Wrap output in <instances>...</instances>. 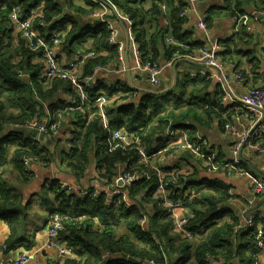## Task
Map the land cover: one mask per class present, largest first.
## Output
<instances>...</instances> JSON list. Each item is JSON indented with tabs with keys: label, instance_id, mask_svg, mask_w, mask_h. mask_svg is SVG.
Returning a JSON list of instances; mask_svg holds the SVG:
<instances>
[{
	"label": "trees",
	"instance_id": "16d2710c",
	"mask_svg": "<svg viewBox=\"0 0 264 264\" xmlns=\"http://www.w3.org/2000/svg\"><path fill=\"white\" fill-rule=\"evenodd\" d=\"M102 1L118 15L125 13L129 16V31L132 40L138 44V52L143 59L155 61L163 59L167 63L174 58L176 51L182 55H193L204 45L203 40L194 38L191 29L188 28L187 15L180 17V12L185 7L182 0H162L166 4L165 14H162L154 0ZM225 2V7L231 15L245 14L248 9H264V0ZM85 3L86 7L81 8L74 6L71 0L0 1V4L6 6V10L0 16V131L6 126L23 125L34 116L37 109L43 110V102L47 104L52 114H56L61 108L71 107L69 99L57 97L58 91L63 87L69 92L72 91L69 84L54 79L48 86L43 77L44 64L41 54L28 50L22 40L15 46L12 39L8 38V14L16 6L20 7L21 12L28 8L41 7L45 12L46 25L41 27L34 22V27L49 36L53 34L50 29L60 30L55 31L62 37L61 47L58 49L69 59L77 52L76 50L106 51L104 56L90 57L86 66H83V74L89 75L94 62H113L117 52L115 47L106 43L109 33L107 25L98 24L99 22L86 17L95 11L97 4L92 0H85ZM256 17L260 19L261 16ZM245 26V24L241 26L234 38L221 41L222 51L217 57L221 54L224 61L240 56L248 58L249 49L238 52L236 48L238 43L246 44L245 46L250 43ZM168 39L171 41L168 42ZM18 72L28 74L29 78L19 76ZM203 77L195 79L186 77L181 80L177 78L176 86L162 95L137 92L132 99L133 102L117 105L108 110L110 120L116 127L127 132L138 131L146 151L151 153L158 138L157 134L164 129L166 118H171L176 126L184 125L185 120L189 119L193 127L196 123L206 126L205 124L215 116L220 118L222 113L220 85L216 84L214 91H210L211 80H205ZM100 89L108 95L119 91H132L127 83L123 84L120 81L110 87L101 84L89 90V104L94 103ZM95 112L97 109L92 108H86V114L74 112L76 119L71 122L73 136L68 135L66 139V141L73 139L72 146L67 149L68 153L66 149L61 151V159L72 167V172L79 178L84 175L91 163L89 158L93 155L96 173L110 181L117 173L118 162L131 157L129 151L134 155L136 162L137 152L135 147L123 148L119 143L112 142L109 134L99 126L97 119L85 126V117ZM220 120L222 123L225 122L223 119ZM61 122L65 124L64 119ZM93 136L96 137L95 142L92 141ZM12 137L19 140L18 148L14 150L10 160L16 167L22 165L21 157L24 155H31V162L45 167L54 159L49 149L40 148L39 142L34 138L10 132L0 138V163L6 153L4 142ZM57 141L61 142L62 139ZM148 184L152 186L154 181L140 180L128 184L131 197L141 193ZM184 184L185 189L192 186L196 190L193 199L187 197L182 199L193 213L185 227L194 234H201L195 236L197 240L181 238L172 231L167 211L155 200L148 199L152 201L153 208L152 212L148 213V228L145 231L139 225L138 207L117 205L107 201L104 195L99 198L68 197L59 191V182L53 180L50 190L58 206L54 211L68 216L61 231V238L73 248L74 254L72 258H66L62 264H141L140 260L132 258H103L104 253L109 256L129 254L140 259H155L158 262L165 259L168 264H210L209 257L214 260L221 258L231 264H254L256 253L260 252L254 239L255 224L235 232L233 223L223 221L224 217L229 215V209L225 206L229 195L228 185L218 179H202L199 183L186 180ZM151 190L150 187L145 192L146 196ZM179 192L180 196H183V189ZM3 193L6 194L5 191ZM138 205L139 208H143L141 202ZM231 219L234 220V216ZM154 235L159 244L154 241ZM160 247L165 256L161 253Z\"/></svg>",
	"mask_w": 264,
	"mask_h": 264
},
{
	"label": "built area",
	"instance_id": "2783aa9c",
	"mask_svg": "<svg viewBox=\"0 0 264 264\" xmlns=\"http://www.w3.org/2000/svg\"><path fill=\"white\" fill-rule=\"evenodd\" d=\"M154 1L160 7L162 14H165V2L162 0ZM182 1L185 3V7L180 12V17L186 16L189 12H197L198 5L204 0ZM109 9L110 6H105L104 3H99L97 4L95 11L90 13V17L92 21L107 25L110 33L108 37V46L115 45L113 47L116 48L117 56L113 62H94L90 67L94 74L93 76L83 74L76 65L80 64L81 66H86L88 58L99 57L104 54V51L97 52L95 50H86V53H83L76 50L77 52L73 61H70L69 58L64 60L58 49L61 47L62 37L56 35L49 36L48 34L39 32L34 28V21H36L38 25H46L44 10L28 8L23 12H18L17 8H13L10 11L7 17L8 21L18 24L21 30L19 32L16 28L9 29L17 35V38L20 41L22 40L24 42V46L28 50L34 52L38 51L41 54V59L43 60L44 69L48 78H59L65 80L69 84L72 91H70L68 99L71 104L76 105V108H61L56 114H52L51 110H48L46 107L44 110L37 109L34 116L21 125L22 127L27 126L31 129H37L43 134L50 135L52 140H56L59 135L65 134L63 130L65 124H62L61 122L63 119H76L74 112L86 114L85 109L92 108L98 110L100 117L94 118L93 116H86L85 126L93 122L94 119H97L99 126L109 134L111 140L121 141L126 145L134 142L139 148L147 150L138 131L127 132L122 128L116 127L112 124V121L108 119V110L110 108L133 102L129 93L118 92L120 101H117L115 96L108 95L103 89H100L97 92L98 96L94 99V103L92 105L89 104V90L97 88L94 84V79L97 74L112 72L122 74V76L125 77L127 72V67L123 66L126 57V53L123 50V43L116 40V35L123 34L125 36V34L119 21L109 20V15L111 14ZM5 10L6 6L0 4V16ZM261 12V9L255 10L254 14H260ZM124 18H128V15L125 14ZM232 19L236 31L245 24V33L247 36H250L251 26L248 25L247 13L241 15L233 14ZM208 21L209 14L207 11L201 12L196 19L195 29L197 30L200 39L204 42L203 47L199 49L197 53H194L193 55H182L179 51H176L174 58L163 65H161L158 60L143 59L141 57L137 49L138 44L132 40L129 31L130 23L122 22L123 26L126 28L129 39L134 42L132 51L135 55V63L129 70L130 74L136 76V81L140 83L141 79H146L151 84H159L162 86L163 73L166 69L170 70L175 60L179 58H187L199 62L203 61L205 63V70L202 73H194L190 71L189 78L195 79L200 77L201 74L209 72L210 75L204 76L203 78L205 80L215 79L218 82L223 93L220 101L222 111L224 112L223 117H225L223 129L234 137V141L230 148L231 157L225 159L220 156L218 151L212 147L209 140L203 136L197 128L191 129L185 127V125L192 126L193 123L191 120H185L184 125L176 126L171 118H166L164 129L161 134L158 135V138H161L163 143L161 146L156 149L154 148L150 152L153 155L165 154L166 158L178 152L189 153L195 158L196 164H194V166H197L207 174L223 172L227 177H242L248 179L253 194L260 200L259 202L261 204L259 205L264 214V178H256L255 174L248 167H244L239 159V152L241 150L242 152H251L255 155H261L264 153V74L258 84L249 87L240 96L232 95L231 92L228 91L227 83L225 82L223 70L224 65L221 60L217 59V55L222 51V44L219 41L211 40ZM164 22L166 23L165 20ZM168 42L170 41L168 40ZM244 46L245 44L241 45V47ZM18 75L29 78V75L26 73L18 72ZM244 78L243 74H236V79L243 82V84L246 83ZM120 82L127 83L126 77L124 80H120ZM52 83L53 82H48L46 84L50 86ZM225 98L235 106H238V108L244 109L247 112V117H250V120L246 126L238 128L229 120L228 116H226L227 106L224 102ZM71 126L73 127V125ZM140 130H142V128ZM72 131L71 128L70 136H73ZM72 140L49 145L52 147L46 146L40 141L38 142L40 148H48L50 154L54 156V153H52L53 147L55 148L58 146L60 151L66 148V153H68L67 149L71 148ZM92 141H96L95 136L92 137ZM128 153L131 157H127L126 161L123 160L118 162L117 173L110 181H108L105 176L96 173L95 179L91 184L80 185L63 181L61 186H59V191L65 196H72L75 198H99L101 195H104L107 201L117 205H123L128 208L138 207L140 212L139 225L144 230L148 228V213L149 211L152 212L153 208L152 201H149L148 199L155 200L167 211L172 224V231L176 232L178 236L181 238L195 239L196 235H201L199 233L194 234L185 227L193 217V213L191 212L190 207L184 204L182 197H187L191 200L196 196V190L191 188L185 189L184 187V181L186 178H183V176L189 174L191 170L190 166L176 167V165H171L169 168H165L161 166L160 162L154 166L151 162H148V160H139L135 163L132 152L129 151ZM141 155L142 152L137 153V157H140ZM21 160L23 172L31 175V155H24L21 157ZM50 162L47 164H51ZM61 165L66 171L72 172V167L66 162H62ZM140 180L144 182L154 181V184L152 185L153 187L151 184H148L146 186L147 188H143L141 193L132 198L129 185ZM150 187L152 190L146 196L145 192H147ZM181 189H183V196H180L179 191ZM231 189V187L228 189V202L245 200L243 194L235 193ZM171 196L178 197V200H171ZM139 202L142 203L143 208H139ZM249 204L240 208V214L234 226V231L236 232L255 224L256 230L254 239L256 247L264 251V219L256 221L255 215L250 210L251 207ZM67 219V215L54 211L47 222L44 239V246H56L58 249V255L63 259L73 257L74 255L73 248L61 238V231L64 229V223ZM153 239L159 244L156 236ZM160 250L163 256H165L161 247ZM102 257L132 258L137 261L140 260L141 264H168L165 259L163 262H158L155 259H140L132 257L129 254L109 256V254L104 253ZM29 259L30 254L26 250H19L15 257L8 263L1 261L0 258V264H26ZM208 259L210 264H231L229 261H224L221 258L214 260L209 257ZM254 264H263L261 256L258 253H256Z\"/></svg>",
	"mask_w": 264,
	"mask_h": 264
},
{
	"label": "crops",
	"instance_id": "0c3cea01",
	"mask_svg": "<svg viewBox=\"0 0 264 264\" xmlns=\"http://www.w3.org/2000/svg\"><path fill=\"white\" fill-rule=\"evenodd\" d=\"M72 4L77 7H86L85 0H80L78 3L75 0H71ZM225 0H204L198 5L197 12H189L187 14V26L191 29L194 38L200 39V36L195 29V22L198 15L201 12L207 11L209 14V31L211 40L216 41H226L234 38L236 34V29L234 22L229 10L225 7ZM253 9L247 10L248 15V25L251 26L250 42L247 46L241 47L240 43L237 44L238 52H242L248 49L250 52L246 56L234 57L232 60H223L220 56L219 60H223V70L225 82L227 83L228 91L232 95L240 96L249 87L254 86L260 82L264 74V16L260 19L254 14ZM88 19H91L90 13L86 15ZM91 21V20H90ZM89 21V22H90ZM123 22V21H122ZM124 23V22H123ZM7 29V28H6ZM51 32L60 31L57 29H50ZM8 38L12 39L13 45L18 46L20 40L17 35L13 33L10 29H7ZM57 34V33H56ZM247 42V41H246ZM131 41L129 44L131 45ZM246 45V44H245ZM242 49V50H241ZM106 54L104 51L103 56ZM61 57L67 60L69 57L66 54L61 53ZM132 59L129 58L128 63L131 64ZM161 65L166 64L162 59L159 60ZM187 63H179L178 69V79L186 78L187 72L202 73L205 68L203 66H186ZM241 73L244 75L245 84L236 79V74ZM209 72L201 74V76H209ZM169 77L172 81V71L171 68L166 69L163 73L162 84L169 86ZM97 78L103 81L104 85L110 87L114 85L117 81L124 80L125 77L122 74H106L99 73ZM131 79L136 87H143V83H138L136 81V76L131 74ZM128 83V82H127ZM217 81L213 80L211 83L210 91H214L217 87ZM145 86V85H144ZM69 90H65L64 87L61 88L57 97H62L67 100L69 97ZM221 94L222 91H221ZM226 116L232 121L238 128L246 126L250 117H247V112L244 109L238 108L233 103H231L227 98H225ZM43 110L49 107L45 102L42 104ZM96 113V112H95ZM224 112L222 111L220 118L217 116L206 126L195 124L194 129L197 130L205 136L212 147H214L221 157L229 159L231 157L230 148L234 141V137L224 131L223 124L220 119L225 120ZM204 122H207L203 119ZM73 121L64 119L65 125H71ZM64 125V126H65ZM7 127V126H6ZM190 127V128H191ZM5 128V127H4ZM161 134V133H160ZM160 134H157L160 135ZM42 136L50 139L51 142L46 145L49 146L54 143H61L66 141L67 136L65 134L59 135L57 139H62L61 142L52 140L47 134H41ZM156 135V134H155ZM159 137V136H158ZM19 140L17 138H9L4 143L6 146V153L3 155V161L0 163V258L1 261L8 263L16 255L19 250H26L30 254V259L26 264H52V263H64L65 259L58 255V249L56 246L45 247V230L47 222L51 214L58 208L57 201L54 199V195L50 190V185L53 180H56L61 184L63 181H67L73 184L88 185L93 182L96 176V164L95 160L90 163L84 173V175L79 178L74 175L73 172L66 171L61 163V151L56 146L53 147L52 153H54V159H51V164L47 167L42 166L39 163L31 162L30 169L31 175L25 174L22 169V165L16 167L10 160L13 156V152L18 148ZM163 141L160 139L155 140L154 148L161 146ZM52 147V146H49ZM242 162L246 167L249 168L247 164L252 166L253 169L258 173L255 174L256 178L264 177V153L261 155H255L251 152H242ZM93 157V155H91ZM90 156V157H91ZM157 163L159 160H155ZM162 167L169 168L171 165H176V167H189L191 168L189 176L185 181H192L199 183L202 179H218L232 188L231 190L235 193H240L245 196L244 200H238L233 202L226 201V207L229 209V215H226L223 221L233 223L235 225L237 218L239 217V210L243 206H246L250 202V210L254 213L256 221H261L264 219L263 210L261 209V204L259 199L253 194L251 187L249 185L248 179L242 177H227L223 172L217 174H207L200 170L196 164L194 157L189 153L178 152L174 155L167 157L164 161H160ZM250 169V168H249ZM184 181V183H185ZM61 186V185H60ZM185 186V184H184ZM193 189L194 187H187V189ZM5 191V195L3 193ZM247 199V200H246ZM234 216V220L231 219ZM7 245L8 250H3L2 246ZM72 258V257H70ZM262 263L264 264V255L261 257Z\"/></svg>",
	"mask_w": 264,
	"mask_h": 264
},
{
	"label": "bare ground",
	"instance_id": "6f19581e",
	"mask_svg": "<svg viewBox=\"0 0 264 264\" xmlns=\"http://www.w3.org/2000/svg\"><path fill=\"white\" fill-rule=\"evenodd\" d=\"M0 1H4V0H0ZM94 3H96V4H99V3H104V5L105 6H108L107 5V3L106 2H104V1H102V0H92ZM15 8H17V10H18V12H21V9H20V7L19 6H16ZM38 9H42L41 7H37ZM262 10V12L260 13V14H255V16H258V17H260V16H264V9H261ZM109 11H111V14L109 15V20L110 21H119V22H124V23H130V21H129V16H128V18H124V15H125V13H123V14H121V15H118L117 13H116V11H114L111 7H110V9H109ZM34 22H36V21H34ZM33 22V23H34ZM38 24V23H37ZM98 24H100V23H98ZM38 26H41V27H44V26H42V25H38ZM9 28H16L19 32H20V26L18 25V24H16V23H13V22H9ZM35 28V27H34ZM37 31H38V29L37 28H35ZM53 35H56V36H59V34H56V33H53L52 34V36ZM109 35H110V33H108V36H107V38H106V43H107V45H108V37H109ZM116 40L118 41V42H121V43H123V50H124V52L126 53V57H125V62H124V67H127V66H129V68L130 67H132L133 65H134V58H135V55H134V53H133V51H132V46H133V44H134V42L133 41H131L129 38H126L123 34H118V35H116ZM169 41H171L170 39H168ZM132 42L131 43V45L129 44V42ZM112 46H115V45H112ZM137 49H138V47H137ZM83 53H86V52H83ZM76 54V53H75ZM75 54L69 59L70 61H73L74 60V56H75ZM140 54V53H139ZM129 58L130 59H132V62H131V64L129 65V63H128V60H129ZM89 59V58H88ZM217 59H218V57H217ZM192 61H194V62H197V63H199V65H195V64H190V65H194V66H205V63H203V61H201V62H199V61H196V60H192ZM77 66V68H79L81 71H82V69H83V66H81L80 64H77L76 65ZM83 72V71H82ZM106 74H112V72H106ZM203 74H205V73H203ZM94 74H93V72H92V70H91V73L89 74V75H87V76H93ZM43 77L45 78V80H46V82H51V81H53L54 79H50V78H48V76H47V73H46V71H45V69H44V74H43ZM96 77H97V75H96ZM95 77V79H94V84L98 87V86H100L101 84H104L103 83V81H101V80H99V79H97ZM56 79H59V78H56ZM60 80H62V79H60ZM169 82L172 84V81H173V73H172V81H171V77H169ZM63 81H65V80H63ZM66 82V81H65ZM140 82L141 83H143V85H145L146 87H148L149 89H156V90H159L160 89V87H161V85H159V84H151L148 80H146V79H141L140 80ZM177 83V82H176ZM123 84H124V82H123ZM128 86L132 89V91H128L127 93H129L130 95H131V98L133 99L135 96H136V94H137V92H140V91H138L137 89H135V88H132L129 84H128ZM176 86V85H175ZM174 86V87H175ZM120 92V91H119ZM113 96H115L116 97V100L117 101H120V97L118 96V92L116 93V94H113ZM71 104V103H70ZM70 108H76V105H74V104H71V107ZM85 111H86V109H85ZM88 116H93V117H96V118H99L100 117V113L98 112V110H97V112L96 113H92V114H89ZM108 119L110 120V117H108ZM111 121V120H110ZM185 127H187V128H190L191 126H189V125H185ZM24 128H29V127H27V126H25ZM29 129H31V128H29ZM31 130H36L40 135L41 134H43V133H41V132H39L37 129H31ZM46 138V137H45ZM43 142V141H42ZM112 142H114L115 144H117V143H119L120 145H121V147H123V148H128V147H135V149H136V152L138 153V152H142V155L140 156V157H136V162L135 163H137L139 160H148V162H151V164H153L154 166L155 165H157L158 163L155 161V160H159V162L160 161H164L165 159H166V155L165 154H159V155H153V154H151V153H148L146 150H143L142 148H139L134 142L133 143H131V144H129V145H126L125 143H123V142H121V141H113L112 140ZM44 143V142H43ZM195 159V158H194ZM90 161V160H89ZM92 163V162H91ZM189 176V174H187V175H185V176H183V178H186V177H188ZM63 182H61V184H62ZM60 184V185H61ZM170 199L171 200H174V201H177L178 200V197H176V196H171L170 197ZM247 200V199H246ZM245 201V200H244ZM239 213H240V211H239ZM247 228V227H246ZM243 229H245V228H243ZM197 237V236H196ZM196 237H195V239H196ZM2 249L4 250H8V248H7V245H4V246H2ZM260 250V252H259V255L262 257V255H264V251L263 250H261V249H259Z\"/></svg>",
	"mask_w": 264,
	"mask_h": 264
},
{
	"label": "water",
	"instance_id": "95a60500",
	"mask_svg": "<svg viewBox=\"0 0 264 264\" xmlns=\"http://www.w3.org/2000/svg\"><path fill=\"white\" fill-rule=\"evenodd\" d=\"M122 28H123V31H124V34H125V37L126 38H129L128 36V33L126 31V28L125 26H123V23L120 22ZM179 63H187V64H195V65H199V63L197 62H194L192 61L191 59H187V58H179L177 60H175V62L172 64V67H171V71L173 73V81H172V84H170L169 86H165V85H162L160 87L159 90H156V89H149L148 87L146 86H143V87H136L133 82H132V79H131V74H130V68L129 66H127V72L125 74V77L127 79V82L128 84L132 87V88H135L137 89L138 91L140 92H143V93H149V94H153V95H162L168 91H171L174 86L176 85V82H177V76H178V69H177V66ZM10 132H17V133H22L26 136H30L32 138H34L35 140L37 141H40V142H44L46 145H48L51 140L50 139H47L45 138L44 136L40 135L36 130H31L29 128H24L22 126H7L6 128H4L2 131H0V138L7 135L8 133ZM160 140L162 141V139L160 138ZM242 150L239 152V159L241 160V162H244L243 158H242ZM90 162H94V157H90L89 158ZM250 168V170L258 175V173L255 171V169L252 168V166H250L249 164H247ZM261 178H264L261 176Z\"/></svg>",
	"mask_w": 264,
	"mask_h": 264
},
{
	"label": "rangeland",
	"instance_id": "374dc122",
	"mask_svg": "<svg viewBox=\"0 0 264 264\" xmlns=\"http://www.w3.org/2000/svg\"><path fill=\"white\" fill-rule=\"evenodd\" d=\"M75 1H77L78 3H81V1L80 0H75ZM204 63V62H203ZM186 66H189V64H186ZM204 68H205V66H204ZM189 73L190 72H187V78H189ZM183 79V78H182ZM181 80V79H180ZM213 80H215V79H211V83H212V81ZM216 81V80H215ZM170 84V82H168V85ZM217 84H218V82H217ZM165 85V84H164ZM167 85V84H166ZM165 85V86H166ZM216 85V84H215ZM220 88V87H219ZM220 91H221V89H220ZM71 128H72V126L71 125H67V127H66V125L64 126V128H63V130H64V133H65V136H67V135H69L70 134V131H71ZM61 143H63V142H61ZM64 149H66V148H64ZM63 149V150H64ZM197 240V239H196Z\"/></svg>",
	"mask_w": 264,
	"mask_h": 264
},
{
	"label": "clouds",
	"instance_id": "9594fccd",
	"mask_svg": "<svg viewBox=\"0 0 264 264\" xmlns=\"http://www.w3.org/2000/svg\"><path fill=\"white\" fill-rule=\"evenodd\" d=\"M160 139V138H157V140ZM37 141V140H36Z\"/></svg>",
	"mask_w": 264,
	"mask_h": 264
}]
</instances>
